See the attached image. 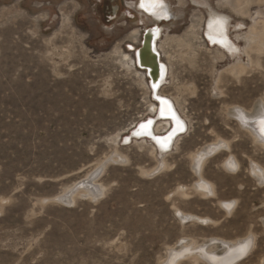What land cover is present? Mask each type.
<instances>
[{"label": "rangeland", "instance_id": "1", "mask_svg": "<svg viewBox=\"0 0 264 264\" xmlns=\"http://www.w3.org/2000/svg\"><path fill=\"white\" fill-rule=\"evenodd\" d=\"M135 1L0 0V264H166L190 245L249 238L235 264L264 263V184L249 172L255 164L264 175V149L228 113L264 108V0H164L172 19L157 24L158 47L170 71L160 93L177 101L187 130L163 158L148 141L123 140L153 116L127 50L156 22ZM210 11L227 16L241 73L205 41ZM209 146L220 149L196 173L192 158ZM229 158L235 174L223 168ZM102 162L103 195L56 201Z\"/></svg>", "mask_w": 264, "mask_h": 264}, {"label": "bare ground", "instance_id": "2", "mask_svg": "<svg viewBox=\"0 0 264 264\" xmlns=\"http://www.w3.org/2000/svg\"><path fill=\"white\" fill-rule=\"evenodd\" d=\"M142 2L145 4V8H143V9L140 8V4ZM140 4L138 5L139 8L141 10L145 11L146 14L149 15L150 17H152V19L155 20V22H156V24L152 25V26H155V29L152 31H149L147 33L149 35V43L148 44L151 45V49L153 51L158 53V58H159V60H158L159 65L156 66V70H157V74L155 77L156 82H153V81L151 82V88L152 89L148 85V82L145 83V81H144V83H145V86L147 87V89H149L150 99H151L152 93H153V98L159 97L160 99H158L159 100L158 104H156L154 101H153V103H150L149 111L151 114L153 113V117L157 114L156 118L166 117L168 119L156 122L153 125V128H152V123H151V125H148L144 129H141V127H140L141 124H140L138 126L136 132H134V133L139 132V133H141L140 135L149 136L151 134L154 137H159L156 133L164 132L163 134L166 135L165 138L159 137L157 139H154V141L157 144V147L152 145L153 146L152 148L154 149L155 153L160 155L163 158L169 151L172 150L174 145H176L178 143V140H179L178 137L181 135V134H179L181 131L176 130L175 120H173L171 118L170 114H167L168 105H171L172 112H174L176 117L182 121L185 130H187V125H186L187 121H185L186 117L184 115L182 116L178 113L176 107L179 108V105H178L177 101H175V103H174V101L171 98L164 96L160 93V90L167 83V79H168V75H169L170 70H168L167 65L161 61V52L159 51L158 42L162 37L163 31H162V28H160L159 25H157V24L160 23L161 20H164L166 22L170 20L171 15H170L168 6L164 0H162V4H163L162 7L159 6L160 0H140ZM153 5H156V7L154 8ZM153 11L156 12V15L152 14ZM261 11H262L261 13H264V9H261ZM205 19L204 18H203V20L201 19L202 20V30L205 29V34H203V35H205V37L208 39V44L213 48H217L215 50L217 51V53L219 55V59H223V58L226 59L228 57L234 58V64L238 65V67H237L238 72L241 73L244 69L243 66L245 64H242V62L239 60V57L237 56L240 48L228 36V18H227V16H225L223 14L216 13L214 11L213 12L210 11L208 14V17L207 18L205 17ZM216 21H223L224 22L223 27H221L220 23H216ZM203 24L206 27L203 28ZM210 25H211V27H210ZM242 29H243L242 24H237L235 26V30H237V31H241ZM143 32L141 34L140 42L142 40ZM260 37H262V36H260ZM263 37H264V33H263ZM237 38H244V36L241 37V35H240ZM258 39L263 40L262 38H258ZM260 40H258V41H260ZM263 42H262V44H264ZM252 45H255L254 41H252ZM140 46L141 45L139 44L138 48ZM136 49L130 48V50L134 51V53H133L134 59L132 57L131 58L133 59L134 66L137 68V66L140 65V61H139L140 52L138 51L135 53ZM248 49L249 48H248V42H247L246 47H244V49H243L245 54L249 53L251 51V49H254V48H250L249 50ZM262 50L264 51V48ZM148 53H149V51L147 52V59H151V57L149 56L150 54H148ZM247 55H249V54H247ZM129 56H131V55H129ZM143 57H144V54H143ZM128 59H129L128 55H122V57L119 59V63H121L123 66L129 67L128 64H126V61ZM138 70L140 71V69H138ZM141 72H143L140 74L142 79L143 78L147 79L146 72L142 71V70H141ZM146 81H148V80H146ZM154 84L156 85L155 88H153ZM159 85H160V88H158ZM162 98L167 100L168 105H162L161 104V100H164ZM260 106H262V105H260ZM162 107L164 108L165 113H166L164 116L161 115V108ZM228 113L230 114L231 117H233L235 119L239 128L242 129L243 131H246L248 136L251 138L252 143L253 144L256 143L259 145L260 148L264 149V139L261 138V135L259 132L260 126L258 123H256L257 120H259L262 116H264V108L259 107L257 112L254 115L250 114L251 116H247L245 114V112L243 111V109L240 107H231L230 110L228 111ZM245 119L248 121L247 124H245L243 122ZM144 124H147V123H144ZM135 127H136V125L134 126V129H135ZM168 130H170V131L168 132ZM174 130H175V135H172ZM169 136H171V140L169 142V147L167 148V150H165L160 146V143H158V139L159 140H166V138H168ZM134 140L136 141L138 139L135 138ZM141 140H144V139H141ZM131 142H132V139H129V138L124 139V143H126V144H131ZM219 144H218V146H219ZM225 145H226V143H225ZM218 146H217V148H216V146L215 147L209 146L207 152H202L200 154L193 156V158H192V161L194 162L193 163V169L195 170L196 173L200 167L201 162H203L205 160V158H207L209 155L214 154L213 152L220 149L219 148L220 146L219 147ZM157 149L159 151H157ZM225 149H226V147H225ZM102 166H106V162H102L100 164H97V168L92 172L91 176L87 177L86 179H84L78 183H75L71 187H67V189H65L63 193L59 194L56 197V201L60 202L64 205H67V206H70V205L72 206L76 196H90L91 199H96L97 197L103 195L104 188L102 187V185L97 183V179L99 177V174L97 172H98V169H100ZM223 168L225 171L235 174L236 172H238L239 165H238L237 161L233 160L232 158H229V159L225 160V162L223 163ZM249 172L253 177H255L258 184H264V175L261 172H258V169L255 168V164H252V165L250 164ZM196 189L201 191L200 193L203 192V195H204V193L207 196L212 195V192H211L210 187L208 185H202L201 183L200 184L197 183ZM199 191H197V192H199ZM233 205H234L233 203H229L227 205L228 211L233 209ZM249 242H250L248 244L249 247H248L246 253L243 255H241L239 252V249L241 248L240 242H238L237 244H231L230 242H216V241L212 240L208 244L201 246V247H195L194 245H190L189 247L178 251L180 253H174L173 251L169 252V259H168V262L166 264H177V260L182 259L184 257H188V256L189 257L192 256V258L204 260V261L208 262L209 264H235L236 262H238L239 260L244 258L249 253L250 248H251V243H252L250 238H249ZM212 244L221 245V247L223 248V253L219 256H216L213 254H208L207 248L211 247L210 245H212ZM262 264H264V263H262Z\"/></svg>", "mask_w": 264, "mask_h": 264}, {"label": "water", "instance_id": "3", "mask_svg": "<svg viewBox=\"0 0 264 264\" xmlns=\"http://www.w3.org/2000/svg\"><path fill=\"white\" fill-rule=\"evenodd\" d=\"M155 29V26H152L151 28H148V29H145L144 30V32H143V35H142V40H141V42H140V47L139 48H137L136 49V51H135V53L136 52H140V54H139V61H140V65H138L137 66V68L138 69H140V70H142V71H145L146 72V77H147V80H148V85L150 86V88H151V82L153 81V82H156V80H155V77H156V74H157V70H156V66H158L159 64H158V60H159V58H158V53L157 52H155V51H153L152 49H151V45H149L148 43H149V35L147 34L149 31H152V30H154ZM204 36V39H205V41L208 43V39L205 37V35H203ZM149 51V53L148 54H150L149 56L151 57V59H147V52ZM143 54H144V57H143ZM145 58V59H144ZM158 68V67H157ZM158 88H160V85H159V87ZM152 89V88H151ZM151 99L156 103V104H158L159 103V100L157 99V98H153V93L151 94ZM162 99H164V98H162ZM164 100H166V99H164ZM167 101V100H166ZM157 115V114H156ZM152 116V117H148L147 119H145V121H142V122H140L138 125H136V127H135V129L134 130H132L130 133H129V135L127 136V137H125L124 139H126V138H129V139H144V140H146V141H148L150 144H152V145H154L155 147H157V144H156V142L154 141V139H153V135H149V136H147V135H136V133H134V132H136V130H137V128H138V126L140 125V124H144V123H147V121H149V120H151L152 121V128H153V125L156 123V122H158V121H161V120H166V119H168V118H166V117H158V118H156L157 116ZM181 121V120H180ZM258 121V120H257ZM256 121V122H257ZM182 122V121H181ZM170 130H168V132H169ZM185 131V129L183 130V131H181L179 134H182L183 132ZM159 137H163V138H165L166 137V135L165 134H162V135H158ZM159 137H155V138H159ZM123 139V140H124ZM157 151H159L158 149H157Z\"/></svg>", "mask_w": 264, "mask_h": 264}, {"label": "snow or ice", "instance_id": "4", "mask_svg": "<svg viewBox=\"0 0 264 264\" xmlns=\"http://www.w3.org/2000/svg\"><path fill=\"white\" fill-rule=\"evenodd\" d=\"M159 6H163V4H162V0H160V4H159ZM140 7L143 9V8H145V4L142 2L141 4H140ZM153 7L155 8L156 7V5H153ZM153 15H156V12L155 11H153V13H152ZM216 23H220L221 24V27H223V21H216ZM210 27H211V25H210ZM156 87V85L154 84L153 85V88H155ZM157 99H160L159 97H157ZM161 104L162 105H168V102L166 101V100H161ZM166 113H165V110H164V108L162 107L161 108V115L162 116H164ZM167 114H170L171 115V118L173 119V120H175V122H176V130H179V131H183L184 130V126H183V123L176 117V115H175V113L174 112H172V109H171V105H168V109H167ZM245 124H247L248 123V121L245 119L244 121H243ZM151 123H152V121L151 120H149L148 122H147V124H141L140 125V127H141V129H144V128H146L148 125H151ZM256 123H258L259 124V132H260V135H261V138L262 139H264V116H262ZM141 133H136V135H140ZM172 135H175V130H174V132L172 133ZM153 139H157V138H155V137H153ZM170 140H171V136H169L168 138H166V140H159L158 139V143H160V146L163 148V149H165V150H167V148L169 147V142H170ZM248 243H250V242H247V243H245L244 245H242L241 246V248L239 249V252H240V254L241 255H243V254H245L246 253V251H247V248H248Z\"/></svg>", "mask_w": 264, "mask_h": 264}, {"label": "flooded vegetation", "instance_id": "5", "mask_svg": "<svg viewBox=\"0 0 264 264\" xmlns=\"http://www.w3.org/2000/svg\"><path fill=\"white\" fill-rule=\"evenodd\" d=\"M130 4H131V6H130V8L131 9H133V10H135L139 15H141V16H144V17H146V18H148V19H150V20H153L152 19V17H150L149 15H147L146 14V12L145 11H143V10H141L140 8H139V4H140V0H136L135 2H130ZM112 10H113V8H112ZM114 14H116L115 13V11L113 12ZM110 18V16L108 17V19ZM172 19V17L170 18V20ZM109 20H111V19H109ZM169 20V21H170ZM155 21V20H154ZM162 22H166V21H164V20H161V22L160 23H162ZM159 30V29H158ZM143 32V31H142ZM142 32H141V34H142ZM140 38H141V36H140ZM140 44V43H139ZM130 48H134V47H132L131 45L129 46ZM129 48V49H130ZM136 49V48H135ZM131 51L132 50H127V52H129V53H131ZM132 53H134V51H132Z\"/></svg>", "mask_w": 264, "mask_h": 264}]
</instances>
